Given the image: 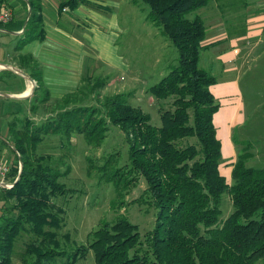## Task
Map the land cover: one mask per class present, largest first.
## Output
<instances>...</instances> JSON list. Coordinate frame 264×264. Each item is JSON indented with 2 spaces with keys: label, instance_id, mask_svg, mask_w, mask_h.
Masks as SVG:
<instances>
[{
  "label": "trees",
  "instance_id": "16d2710c",
  "mask_svg": "<svg viewBox=\"0 0 264 264\" xmlns=\"http://www.w3.org/2000/svg\"><path fill=\"white\" fill-rule=\"evenodd\" d=\"M131 1L146 4L147 18L177 47L178 63L148 89L157 100L171 98V105L160 106V126L125 95L107 97L106 111H101L77 101L80 90L54 99L59 110L41 123L28 112H10L8 141L2 143L13 147L17 160L8 174L14 186L0 187V264H16L15 240L22 231L33 238L21 264H75L89 250L96 264H264V166L248 164L253 153L247 143L233 164L231 183L221 173L222 143L214 123L220 102L211 91L216 78L200 67L206 25L199 15L188 17L211 0ZM29 3L32 13L21 44L46 36L42 5ZM0 25L20 30L24 22ZM49 98L32 95L30 111ZM106 114L127 134L129 172L146 180L144 193L156 208L155 226L146 234V247L138 224L121 217L102 223L90 233L88 244L70 251L58 241L63 210L53 201L70 189L59 180L64 172L50 163L48 155L38 153V146L45 134L70 136L74 131L98 143L109 131ZM225 192L230 193L234 210L222 220Z\"/></svg>",
  "mask_w": 264,
  "mask_h": 264
},
{
  "label": "rangeland",
  "instance_id": "374dc122",
  "mask_svg": "<svg viewBox=\"0 0 264 264\" xmlns=\"http://www.w3.org/2000/svg\"><path fill=\"white\" fill-rule=\"evenodd\" d=\"M244 1L246 0H217L223 12L227 14L235 12L240 14ZM257 1L259 2V0L256 2L254 0V3ZM129 4L134 10L125 24L127 27L116 32V40L120 51L124 52L128 60L130 72L122 76L115 68L101 67L100 70L93 73L90 79L84 77L83 84L77 91L80 90L79 94H76V99L79 102L101 108V111L103 109L106 111L104 104L106 98L122 94L133 105L140 106L149 113L154 125L160 126L162 122L159 108L161 105L169 107L172 99L149 101L151 95L147 94V87L159 81L171 70V66L178 63V50L147 18L149 8L146 4H135L130 0ZM116 6L120 7L118 4ZM103 12L114 19L116 23L123 17L120 9L114 18L111 13ZM191 15L192 12L188 14V17L190 18ZM97 50L100 51L94 50V52L102 57L111 55L109 50ZM31 61L28 60V62ZM92 61L97 62L94 58ZM26 64L28 63L26 62ZM22 70L25 74L28 73V77L30 76L27 69ZM25 74L16 76H25ZM138 74L139 79L146 78V85L144 83L134 85V82L127 78L128 75L138 77ZM38 84L40 87L37 86ZM38 84L34 81L37 91L34 95H48L42 84ZM241 88L244 101V123L234 129L236 141L234 147L237 151L249 143L253 156L248 164L263 167L264 43L260 47V52L256 51L246 63L245 69L241 73ZM64 96L50 95L48 103L38 102L37 110L35 109L34 113L30 111L31 103L26 99L22 101L20 110L30 113L29 115L35 122L41 123L45 117L57 113L60 105L54 99ZM11 101L14 105L18 103L15 99H11ZM219 102L220 106H224V109L219 112L217 123L221 142L223 141V151L227 155L232 152L227 128L230 117L228 116V107H225V101L221 99ZM93 112L95 113V110ZM21 114L24 116L25 113ZM97 114L100 115V112L98 111ZM107 116L108 114L104 115L105 121L110 124L107 126L109 131L106 137L99 140L98 143L91 142L85 137V134L74 131L70 136L60 133L45 134L43 141L38 146V153L48 155L50 163L64 172L59 180L67 189H70L67 194L53 198V201L63 210L61 212L63 223L57 230V238L60 246L70 251L78 246L82 247L88 244L92 237L90 233L99 228L102 223H112L121 217H127L133 223L138 224L144 242L146 234L155 226L156 208L150 204L149 196L144 193L147 187L146 180L137 173L129 172L130 145L127 134L122 127L110 121ZM0 159L6 161L10 166L15 163L17 158L13 147L9 144L1 145ZM222 169L223 171L227 170ZM227 179L231 183V178L227 177ZM1 204L0 200V207ZM221 207L223 211L221 219L224 220L234 210L229 192L223 194ZM31 238H33L32 234L26 231H22L16 238V264H21V258ZM145 246L147 247V241ZM75 264H96L93 250L80 256Z\"/></svg>",
  "mask_w": 264,
  "mask_h": 264
},
{
  "label": "crops",
  "instance_id": "0c3cea01",
  "mask_svg": "<svg viewBox=\"0 0 264 264\" xmlns=\"http://www.w3.org/2000/svg\"><path fill=\"white\" fill-rule=\"evenodd\" d=\"M35 1L42 5L41 14L46 32L44 39L21 44L28 18L29 0H11L14 19L9 23L15 26L24 22L20 30H9L0 25V146L3 145V139L8 141L6 134L11 118L9 113L21 111L23 100L27 99L31 103L32 95L36 91L34 82L27 76L28 73H21L19 69H27L35 83H41L52 96H64L78 91L84 77L90 79L101 67L115 68L122 76L130 72L128 60L124 52L120 51L116 40V32L127 27L125 24L134 10L129 0H75L64 8L60 4L66 0ZM76 1L78 4H75ZM260 1H244L240 15L236 12H223L217 0H211L208 5L193 11L190 17L199 15L205 22L206 37L202 41L200 66L216 77L211 91L218 101L224 100L225 107H228L230 119L227 128L232 152L226 155L222 147L220 170L229 178H232L233 164L239 153L234 147V129L244 123L241 73L248 60L256 51L260 52L264 43V1ZM118 9L123 17L117 23L103 12L111 13L114 18ZM97 49L109 50L111 55H97L94 52L100 51ZM24 56L30 57L32 61ZM93 58L97 62H93ZM18 74L25 76L17 77ZM127 78L134 85L147 83L146 78L139 79V74L138 77L128 75ZM149 88L147 87L148 95ZM11 99L18 103L14 105ZM150 100L156 99L151 95ZM223 109L224 106H220L214 114L220 141L222 139L219 136L217 116ZM222 168L227 170L223 171Z\"/></svg>",
  "mask_w": 264,
  "mask_h": 264
},
{
  "label": "built area",
  "instance_id": "2783aa9c",
  "mask_svg": "<svg viewBox=\"0 0 264 264\" xmlns=\"http://www.w3.org/2000/svg\"><path fill=\"white\" fill-rule=\"evenodd\" d=\"M14 19V11L11 0H0V24H7ZM10 165L0 159V187L12 188L15 181L9 180Z\"/></svg>",
  "mask_w": 264,
  "mask_h": 264
},
{
  "label": "water",
  "instance_id": "95a60500",
  "mask_svg": "<svg viewBox=\"0 0 264 264\" xmlns=\"http://www.w3.org/2000/svg\"><path fill=\"white\" fill-rule=\"evenodd\" d=\"M31 13H32V9H31V5H30V7H29V12H28V18H27V20H26V22H25V25L27 24V22H28V19H29V17L31 16ZM25 27V26H24ZM19 72H21V73H24L22 70H20L19 69ZM29 79L30 80H32L33 82H34V79L32 78V77H30L29 76ZM8 96V95H7ZM10 96V95H9Z\"/></svg>",
  "mask_w": 264,
  "mask_h": 264
}]
</instances>
